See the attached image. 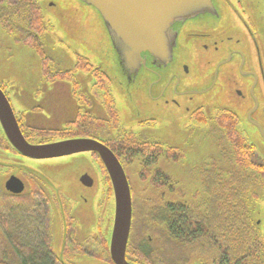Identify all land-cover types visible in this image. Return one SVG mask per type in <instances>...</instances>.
<instances>
[{
	"label": "flooded vegetation",
	"instance_id": "1",
	"mask_svg": "<svg viewBox=\"0 0 264 264\" xmlns=\"http://www.w3.org/2000/svg\"><path fill=\"white\" fill-rule=\"evenodd\" d=\"M6 2L9 0H0V27L11 34L18 33V40L34 49L41 61L39 84H34L36 89L22 96L12 92L7 83L0 81V90L10 104L16 123L28 144L48 145L71 140L99 142L119 160L129 185L131 173L138 172L136 174L139 177V174H144L141 167L147 168L144 170L150 174L149 180L154 179L159 184L157 192H163L160 202L152 204L160 207V210L164 209L165 199L175 204L184 200L181 193L191 194V198L194 196L196 200V191L200 189L199 180H196L198 187L187 189L180 179L183 168L181 164L189 165L193 162L190 163L193 176L199 178L202 170L209 169L220 157L214 159L207 154L204 159L189 161L184 148L191 146L190 141L194 138L203 139V133L209 137L213 129L224 130V136L220 135V142L224 143L221 154H224V148H229L230 143L226 128L219 127V122L227 116L234 118L235 130L240 139L255 147L240 127V118L243 117L246 126L264 144V124L255 117L260 107L255 88L259 85L264 87V0H213L217 13L176 23L172 27L174 46L171 63L162 65L148 56L146 66L140 70L139 75L133 81L125 78L121 83V89L140 97L144 103L185 112L187 137L183 148L169 146L158 137L153 132L156 127L154 121L139 120L138 127L125 128L115 95L121 94V90H115L106 72L79 55H76L73 66H62L47 55L43 48V36L51 29L49 24L45 23L39 30H34L27 26L32 24L31 20L21 18L24 12H15L12 22L2 10ZM194 53L209 57L208 65H214L208 77L199 79L197 76L195 79V76H190L189 68L186 71L187 66L180 67L179 64L189 61V56ZM222 77L224 106H218V85ZM49 86L51 91H46L45 88ZM64 87L67 90L57 91ZM200 99H204L203 103ZM0 153L4 159L6 154L8 160L0 159V210H5L7 200L17 211H24L19 214V221H28L32 212H38L39 217H43L42 221L45 220L49 225L47 239L52 235L51 219L54 211H59L67 228L74 223L72 209H77L76 203H79L64 195V180L58 178V173L66 169L63 164L69 170H76L77 162L80 167H84L87 162L88 169L80 172L78 183L83 189L98 190V220L96 230L88 236L86 243L97 244L102 240L101 231L103 227L107 229L112 204L114 207V194L107 169L97 152L86 151L47 159L29 157L12 146L0 122ZM172 163L178 167L176 172L168 166ZM56 169L59 171H53ZM84 175L92 179L91 187L84 184L91 181L90 178L83 180ZM166 176L173 181V193L169 191L172 190L170 186L166 189L161 182L162 177ZM12 177L18 185L16 190L23 186L18 193L7 189V183ZM85 202L88 203V199ZM137 218L142 223L144 212L137 213ZM127 247V261L138 264L134 262L139 260L135 257L136 253L132 252L131 255V247Z\"/></svg>",
	"mask_w": 264,
	"mask_h": 264
},
{
	"label": "rangeland",
	"instance_id": "2",
	"mask_svg": "<svg viewBox=\"0 0 264 264\" xmlns=\"http://www.w3.org/2000/svg\"><path fill=\"white\" fill-rule=\"evenodd\" d=\"M36 1L41 7L44 23L49 24L51 27V29H49L43 36V48L46 54L64 67L73 66L76 60V55H79L89 60L92 65L104 70L112 80L115 90L117 88L121 90V94L115 95L117 108L122 117V125L125 128L138 127L139 120L154 121L156 127L153 132L156 133L158 137L166 141L165 143L169 146L174 145L176 147L178 146L183 148L184 141L187 137V131L185 129L187 120L186 114L183 110L169 108L163 105L155 106L149 103H144L140 97L134 94L130 95V93H126L125 90L121 89L123 76L118 66V58L112 48L102 19L98 16L99 14L94 9L83 4L79 7L78 5H80V3L77 0H68L67 2L55 1L56 6H51L50 0ZM18 37V33L11 34L7 29L0 27V81L2 83H7L8 87L12 88V92H18L19 95L22 96L26 92L36 89L34 84H39V80L41 78V61L40 55L30 46L22 41H19ZM189 58V61L181 62L179 65L180 67L182 65L187 66L191 77L195 76V79H197L198 76L200 79L208 77L212 73L214 65H208L207 58L204 56L194 53L192 56H189ZM67 87L69 90V86ZM45 90L51 91V87L49 86L45 88ZM45 90L43 92H46ZM60 90H67V88L64 87L57 89V91ZM218 93L220 94L218 106H224V77H222L219 82ZM255 95L260 104L259 111L256 113L255 117L264 124V87L262 85L255 88ZM200 101L203 103L204 99H200ZM214 104H216V100ZM245 121L246 120L243 117L240 118V127L247 134L248 140L256 147L255 159L259 162H264V144L261 143L257 136L250 131V129L246 126ZM221 134V131L213 129L209 137L203 133V139L197 140L194 138L190 141L191 146L188 145L189 147L187 146L184 148L186 150L185 153H187L188 160L196 162L200 159H204V155L207 154H210L209 157L212 155L214 159H217L216 157H220L219 159H221V153L223 151L221 146L224 144L220 142ZM5 156L6 157L4 159L3 155L0 153V159H4V161L7 162V155L5 154ZM189 161L186 163H189ZM190 163L192 164L193 162ZM190 163L189 165L182 163V171L179 168L182 172L180 176L181 182L187 189L197 187L195 181L198 180L192 178L194 172H192L193 166L190 165ZM63 165L66 169H63L62 173H58V178L60 180H64V195L79 202L76 203V207L78 208L76 209L74 207V209H72L74 214H78H75L77 218L72 219L76 226V232L79 231L81 227L79 238L80 240H83L79 241L76 236L73 238V241L78 247L73 244L72 250L74 248L80 249L79 247H82L80 249L82 254H76L78 255L76 258H69L73 259L72 263H66L104 264L98 258H94L95 255L100 253L102 248H98L97 244L86 243V240L88 239L87 236H89L90 233H94V230H96L95 219L98 220L96 206L98 190L96 188L92 191L85 188L83 189L78 183L80 172L83 169H88V164L85 162V166L80 167L77 162L76 170H69L70 168H68L67 165ZM81 165L83 166V163ZM168 166L175 172L178 168L173 163L168 164ZM53 171L58 172L59 170L56 169ZM136 173L138 172L131 173L130 180L133 210L128 245L131 247V255H133L132 252H135V257L146 264H165V258L171 259L172 262H174L175 259H178L175 261L176 264H201V253H196L194 251L191 254H188L183 251L181 245L179 244L176 245L171 243L169 247L164 244V239H167V237L162 236V234L165 235L164 225L162 223H157L155 219H152L147 215L148 210L150 211L151 208L155 210L160 208L153 206L152 204L153 202L156 203V201L160 202L163 198V192H157L153 189V186H151L153 183L152 180L147 178L150 175H147L143 179L144 174H139L138 177ZM143 181L146 183L142 184ZM148 189H152L153 191ZM85 199H88V203L85 202ZM253 207L251 216L254 221L257 219V221L260 222L259 230L264 234V202L254 204ZM43 211L45 212V210ZM17 212L18 213L15 214L13 221L15 228L19 223L18 219L20 215L23 214L24 211L18 210ZM143 212L144 219L142 220V223L144 222L145 226H147V236L145 235V238H137V228L135 224H138L139 227L142 225V223L138 221L139 219L137 218V213L142 214ZM31 215L33 220L37 221V223H33L32 225H34L38 234L46 240L49 225L44 222L45 220L42 221L43 217L40 218L38 212H32ZM8 216L9 215L5 212V210H0L1 228L5 224L3 220H8ZM2 218L4 219L2 220ZM10 224L12 225V223ZM51 225L52 242H54V245L52 243L53 249L55 250V253L61 257L63 230L66 229L67 231L66 242L71 241L69 240L70 237L68 235V229L70 230L71 226L69 227L68 225L67 228L64 227V221L58 210L54 211L53 219H51ZM111 231L112 230H110L109 233L107 232L109 237L111 236ZM16 232L19 234V231ZM151 234H157V240L153 241ZM146 241H148V245L151 246L150 248L153 249V251L145 253L144 246L146 245ZM66 244L64 257H67ZM171 247H173L172 250H174V255L171 252L168 253L169 250H171ZM155 248L157 250H155ZM166 248H168V251ZM141 249L144 250L143 253L139 251ZM161 249L164 252H162ZM0 253H2V248H0ZM173 258H175L174 261L172 260ZM106 263L109 264L107 261Z\"/></svg>",
	"mask_w": 264,
	"mask_h": 264
},
{
	"label": "trees",
	"instance_id": "3",
	"mask_svg": "<svg viewBox=\"0 0 264 264\" xmlns=\"http://www.w3.org/2000/svg\"><path fill=\"white\" fill-rule=\"evenodd\" d=\"M2 10L12 22L15 12H24L25 15L21 18L25 17L26 20L32 21V24L27 26L34 30L45 26L41 8L36 0H9ZM234 125L235 120L230 116L219 122V127L227 130L230 147L224 148L222 158L214 161L209 169H203L199 178L193 176L194 179L199 180L200 186L196 191V200L193 199L194 196L191 198V194L181 193L184 200L180 203L175 204L165 199L164 209L151 208L147 213L152 219L155 216V220L164 225L165 235L162 236L167 237L164 239L165 245L169 247L171 243L179 244L188 254L194 251L201 253V264H264V234L260 232L251 216L253 205L264 202V162L255 159V147L240 139ZM221 133L224 136V130ZM141 168L144 179L150 174L147 173V168ZM147 178L149 179L150 176ZM152 182L154 190L157 191L159 184L154 179ZM161 182L166 189L170 186L172 190L169 191L173 193L174 185L170 177H162ZM111 211L113 212V204L108 216L107 229L103 227L102 240L97 243L98 248L102 250L94 256L104 264H107L106 261L114 264L110 257L107 233L111 230L113 221ZM5 212L9 216L6 221L2 218L5 226L0 227V248H2L0 264H64L55 255L52 236L43 239L32 225L37 223L33 217H28V221L18 219L19 223L15 228L13 221L18 212L7 200H5ZM100 221L102 222L103 219L100 218ZM70 226L71 241L66 242L67 257H64V261L72 263L73 259L69 258L81 255L82 247L72 250V245L75 244L73 238L77 237V232L75 223ZM136 228L137 238L147 236V226L144 222L141 227L138 225ZM16 231H19V234ZM156 237L157 234H151L153 241L157 240ZM150 247L146 241L145 253L153 251ZM172 249L173 247L168 253L174 255ZM166 250L168 251V248ZM139 251L144 252L142 249ZM161 251L164 252L162 249ZM175 261L164 259L165 264H176ZM134 262L146 264L140 260Z\"/></svg>",
	"mask_w": 264,
	"mask_h": 264
},
{
	"label": "water",
	"instance_id": "4",
	"mask_svg": "<svg viewBox=\"0 0 264 264\" xmlns=\"http://www.w3.org/2000/svg\"><path fill=\"white\" fill-rule=\"evenodd\" d=\"M68 0H50L56 2ZM94 9L101 17L109 36L112 48L118 58L120 72L128 81H133L146 66L149 56L162 65L173 61L172 27L176 23L186 22L202 15L215 14L217 9L213 0H77ZM41 8V7H40ZM188 67H186V71ZM0 122L8 141L22 154L36 159L60 157L72 153L97 152L109 174L114 194L112 231L109 237V252L114 264H131L127 261V246L132 224V196L126 173L109 148L92 140H71L48 145H30L24 139L13 115L10 104L0 90ZM7 183V189L18 193L15 179ZM90 178L84 175V179ZM91 179V178H90ZM91 187L93 181L84 183ZM77 214V213H75ZM71 214L73 219L77 218ZM78 215V214H77ZM97 219H95L96 226ZM258 228L260 222L255 220ZM66 228V226H64ZM79 228V227H78ZM81 229V227H80ZM79 231L77 238L79 241ZM66 232V233H65ZM109 233V231H108ZM66 229L63 230L62 253L64 261ZM93 233H90L92 235ZM87 238H89L87 236ZM86 239V238H85ZM84 239V240H85ZM54 245V242H53ZM55 252V250H54Z\"/></svg>",
	"mask_w": 264,
	"mask_h": 264
},
{
	"label": "bare ground",
	"instance_id": "5",
	"mask_svg": "<svg viewBox=\"0 0 264 264\" xmlns=\"http://www.w3.org/2000/svg\"><path fill=\"white\" fill-rule=\"evenodd\" d=\"M207 58H209V57H207ZM175 64H177V63H175Z\"/></svg>",
	"mask_w": 264,
	"mask_h": 264
}]
</instances>
